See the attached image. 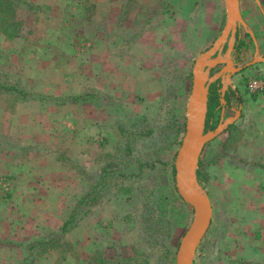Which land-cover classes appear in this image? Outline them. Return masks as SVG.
Instances as JSON below:
<instances>
[{
	"label": "rangeland",
	"instance_id": "374dc122",
	"mask_svg": "<svg viewBox=\"0 0 264 264\" xmlns=\"http://www.w3.org/2000/svg\"><path fill=\"white\" fill-rule=\"evenodd\" d=\"M35 5L36 11L18 9L17 37L0 34V85H15L48 97L90 89L109 99L103 105L58 103L53 98L26 101L0 90V109L15 110L16 120L25 121L26 129H36L37 142L55 146L57 157L74 175L75 188L68 189L73 199L57 205L56 215L63 217L87 187L82 170L95 172L118 146L116 113L111 106L127 121H148L170 84L176 90L174 113L185 128L192 74L184 80L182 73H191L195 59L220 35L226 9L224 0H61L56 7ZM239 6L255 41L239 27L240 43L235 45V34L231 58L241 68L230 76L231 90L238 99L222 114L226 119L239 111L234 120L236 139L225 156L202 171L206 181L200 184L212 202L213 215L193 264H264V94L257 87L264 83V0H239ZM225 45L220 55L226 52ZM222 67H213L210 76ZM221 79L219 83L225 84ZM89 125L99 131L92 136L96 145L87 139L89 132H83ZM221 134L207 146L206 157L219 148ZM67 141L91 147V162L82 164L66 156ZM165 142L158 137L138 142L137 155L142 159L160 157L174 165L180 144L159 153ZM169 171L159 164L150 170L160 193L168 192ZM129 184L132 190H122L91 209L66 235L70 244L65 243L64 250L46 251L36 264H89L100 249L106 258L115 252L120 259L130 257L129 264H165V246L175 262L180 240L193 219L192 208L184 202L187 206L180 208L179 219L174 224L167 222L155 234V242L148 240L137 217L141 212L137 184ZM5 199L7 196L0 202ZM30 216L37 220L35 215H20L18 223L28 225ZM45 218L48 222L54 215ZM40 227L22 229L14 239H0V264H16L23 257L19 244L57 229Z\"/></svg>",
	"mask_w": 264,
	"mask_h": 264
},
{
	"label": "trees",
	"instance_id": "16d2710c",
	"mask_svg": "<svg viewBox=\"0 0 264 264\" xmlns=\"http://www.w3.org/2000/svg\"><path fill=\"white\" fill-rule=\"evenodd\" d=\"M26 7L28 10L36 11L37 6L27 0H0V34L7 38H15L19 35L20 21L17 19V11L19 8ZM182 73V72H181ZM184 80L191 78V73H182ZM220 88L219 80L212 82L208 89L206 129L214 128L220 117ZM0 90L12 93L21 100H45L53 98L58 103H74V104H93L103 105L109 102L108 97L96 90L86 89L79 93L67 94L65 96H40L31 93L23 88L15 85H0ZM176 90L175 87L168 84L164 89V96L160 100L159 107L148 121L132 122L117 114L116 108L111 106L116 113L114 118V132L118 138V146L114 153L107 157V160L95 172H87L82 170L84 182L87 183L86 189L74 200L71 206L61 219L57 229L50 231L38 238L32 239L26 243L19 244L23 251V257L16 264H36L37 259L46 251L58 248L64 250L69 241L66 235L70 233L82 219L91 211V209L102 203L105 199L111 198L120 191H130L132 186L129 183L137 184L136 190L138 198L141 199V212L137 215L139 226L143 236L148 240L153 238L155 242V234L160 232L167 222L175 223L179 219L181 209L187 206L182 198L178 195L174 185V165L171 162L162 160L160 157L142 159L137 155L138 142L147 139L155 140L156 137L164 138L165 145L160 148L159 153L167 151L174 145L181 143L182 134L184 132V122L174 113V103ZM225 107L231 106L232 101H237V96L233 90L225 93ZM105 106V105H104ZM236 123L230 124L221 134L219 139V148L215 154L207 157V143L201 153L197 177L200 183L204 184L206 179L203 177V169L210 163H216L220 158L227 154L231 142L235 141ZM216 140V139H214ZM247 164V161L242 160ZM157 164L169 167V181L167 194L160 193L158 188L154 186L152 172ZM251 165H259L258 162H249ZM262 166V165H260ZM150 170L148 171V169ZM152 183L153 186H150ZM170 197V198H169ZM177 202L181 207L171 202ZM181 208V209H180ZM62 241V242H61ZM66 243V245H65ZM165 246V245H163ZM166 248V246H165ZM164 248L163 258L167 264H175L174 257L169 255L167 248ZM113 258L104 257V250L100 249L91 257L89 264H129L130 257L120 259V254L115 252L111 256ZM159 260V259H158ZM165 263V264H166ZM238 264H257L253 261H240Z\"/></svg>",
	"mask_w": 264,
	"mask_h": 264
},
{
	"label": "crops",
	"instance_id": "0c3cea01",
	"mask_svg": "<svg viewBox=\"0 0 264 264\" xmlns=\"http://www.w3.org/2000/svg\"><path fill=\"white\" fill-rule=\"evenodd\" d=\"M28 1L43 8L56 7L61 2V0ZM219 79L220 77L217 80ZM230 79L228 83H225L226 88L223 91L224 83L220 84V104L222 105L220 111L223 110V112L226 109L225 93L232 89ZM222 99L224 104L221 103ZM0 110L3 114V117H0V127H2L0 129V176H7L11 183L7 199L0 202V239H14L15 234L19 233L17 234L19 236L22 229L31 230L36 226L52 230L58 226L62 217L61 213L56 215L59 211L57 205L59 203L67 205L74 197V194L68 191L69 187L75 188L74 175L67 164L57 157L55 146L45 147L44 144H40L35 137L36 129H26L25 121L16 120L15 110L7 107ZM18 111L19 109L17 113ZM22 118L24 119L25 115ZM91 127L89 125V129H84L83 132L86 133L87 130L89 132L87 139L91 138L92 144H95L92 136L99 131L95 129L97 128L95 125L94 129H90ZM67 142L66 156L82 164L91 162V147H87L85 142L82 147L73 144L74 141ZM20 215H35L37 220L32 221L30 216L28 225L18 223ZM46 215L50 217L54 215V218L46 222Z\"/></svg>",
	"mask_w": 264,
	"mask_h": 264
},
{
	"label": "water",
	"instance_id": "95a60500",
	"mask_svg": "<svg viewBox=\"0 0 264 264\" xmlns=\"http://www.w3.org/2000/svg\"><path fill=\"white\" fill-rule=\"evenodd\" d=\"M224 2L226 9L224 27L212 46L195 59L191 70V90L184 135L175 156L174 182L179 196L192 208L193 219L180 240L175 254V264H193L197 247L212 220V202L197 177L201 153L205 145L218 137L239 114V111L235 110L236 116L223 119L222 110L217 125L205 130L209 84L219 77L228 83L230 76L241 68L235 66L231 58L235 34L240 26H243L254 40L252 31L247 28L240 13L239 0H224ZM226 43L227 50L220 55ZM219 64H223L221 70L210 76L211 69ZM225 88L223 84L222 91ZM221 103L224 104L223 99Z\"/></svg>",
	"mask_w": 264,
	"mask_h": 264
},
{
	"label": "built area",
	"instance_id": "2783aa9c",
	"mask_svg": "<svg viewBox=\"0 0 264 264\" xmlns=\"http://www.w3.org/2000/svg\"><path fill=\"white\" fill-rule=\"evenodd\" d=\"M251 82L253 84H256L255 80H253ZM257 87H259V89H261L262 93L264 94V83L260 82L259 86H257ZM9 189H10V180H9V178L6 177V176H2L0 178V201L7 196V194L9 193Z\"/></svg>",
	"mask_w": 264,
	"mask_h": 264
},
{
	"label": "flooded vegetation",
	"instance_id": "af4514ba",
	"mask_svg": "<svg viewBox=\"0 0 264 264\" xmlns=\"http://www.w3.org/2000/svg\"><path fill=\"white\" fill-rule=\"evenodd\" d=\"M238 33H239V28L237 29V32H236V36H237V40H236V44H235L236 46L239 45V43H240V41H239V34H238ZM223 49H226V45L224 46ZM219 81H220V80H219ZM210 84H211V83H210ZM210 84H209V85H210ZM218 91H219V93H220V88L218 89Z\"/></svg>",
	"mask_w": 264,
	"mask_h": 264
}]
</instances>
